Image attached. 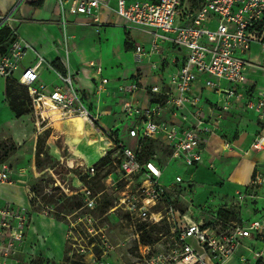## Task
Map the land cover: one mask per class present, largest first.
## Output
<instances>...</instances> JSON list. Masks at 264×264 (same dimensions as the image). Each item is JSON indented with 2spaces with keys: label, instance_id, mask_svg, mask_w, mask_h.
Instances as JSON below:
<instances>
[{
  "label": "built area",
  "instance_id": "built-area-1",
  "mask_svg": "<svg viewBox=\"0 0 264 264\" xmlns=\"http://www.w3.org/2000/svg\"><path fill=\"white\" fill-rule=\"evenodd\" d=\"M15 1L6 13L0 12V29H8L11 38L8 51L0 53V79L4 80L13 77L32 49L18 33L17 25L26 21L18 19L16 14L23 4L40 0ZM55 1L59 8L56 24L65 36L57 48L62 54L60 68H53L59 84L47 85L40 80V60L26 68L19 79V84L28 90L36 125L51 124V118L44 114L46 111L52 115L55 112L53 118L62 123L72 117L84 118L103 133L107 144L98 162L110 156L121 179L127 182L125 196L119 199L116 208L125 206L131 216L137 215L141 222L152 225L160 226L164 219L175 224L171 227V240L142 242L128 238L108 249H122L120 257L130 264H232L235 261L252 264L247 253L256 255L264 264L263 253L242 244L245 239L264 237V218L211 225L193 221L173 207H169L165 216L160 211L153 212L169 199L170 193L177 192V185L192 182L176 173L170 186L162 184L166 168L161 165L162 158L166 157L168 166L187 171L202 165L210 139L219 133L223 119L233 112L236 104H242L246 112L264 120V0ZM107 13L120 22H105ZM69 25L96 31L119 27L129 39L133 32L148 35L151 38L148 49L143 44L132 43L133 61L136 66L149 62L161 77L159 84L142 86L139 71L131 81L110 91L102 63L91 61L82 68L97 77L92 94L95 105L88 102L78 86V72L71 68L66 34ZM254 46L258 48L255 57ZM252 75H259L263 84L258 85ZM201 82L203 88L198 91ZM203 90L211 91L216 100L206 103ZM139 93L144 94L146 104L139 100ZM103 96L115 100L116 115L121 120L108 129L101 122ZM120 124L124 128H119ZM262 141L257 140L253 147L261 149ZM148 143L154 145L153 149L147 148ZM95 170L91 166L87 173L93 175ZM0 184H14L11 167L1 161ZM134 184L137 193L132 194ZM263 185L264 176L258 172L251 187ZM83 194L87 206L93 209L95 197H90L88 190ZM27 195L34 204L36 196L29 187ZM31 212L32 207L0 203V264H20L15 257L21 252ZM48 212L43 210L45 216ZM180 221L186 224L182 226ZM102 242L105 246L108 240L104 237Z\"/></svg>",
  "mask_w": 264,
  "mask_h": 264
},
{
  "label": "rangeland",
  "instance_id": "rangeland-1",
  "mask_svg": "<svg viewBox=\"0 0 264 264\" xmlns=\"http://www.w3.org/2000/svg\"><path fill=\"white\" fill-rule=\"evenodd\" d=\"M9 6L11 3H8ZM46 8L49 18L57 20L59 8L56 2L49 0ZM37 15H39V11L36 8L23 4L16 16L31 20L30 22L33 23L34 17ZM25 24H18L19 29ZM49 28L56 38L55 46L58 48V43L65 41L64 30L60 26H49ZM87 32L70 25L67 27L70 58L80 47V43L91 47L89 39L94 38L96 40L101 39L99 49L106 64L123 63L128 66V59L121 55V49L124 46V31L123 34L114 29L89 31L90 33L87 34L89 39L85 41L81 38ZM33 52L32 49L29 51L26 62L36 59ZM257 54L258 48L254 46L252 56L255 57ZM110 70L114 73V77H124L128 72L122 64L110 68ZM149 82L153 83V80ZM14 90L10 96V101L11 104H14V100H17L15 104L22 107V110L27 113L20 121V125H26L28 135L21 144L16 143L9 136L0 138V159L11 167L14 184L26 189L29 187L36 196L34 204L31 205L28 195H25V205L28 208L32 207V212L29 215L31 226L39 231V234L50 233L48 238H44V241L47 242V248L44 250L45 255L40 250L39 255L34 258L31 253L24 251L22 244L21 252L15 257L16 260L20 261V264H130L129 261L125 260V257H120L122 249L110 251L108 247L119 245L121 242L127 241L128 238L140 239L142 242L171 240V227L175 225L173 222L170 223L164 219L160 226L152 225L153 223L141 222V217L137 215L131 216L129 212L125 211V206L116 208L119 199L125 196L123 193L127 182L121 179L118 167L113 164L110 156L105 159V163L98 164V161L104 156V151L107 150L103 133L89 125L81 128L82 123H78L73 118L64 123L53 118L55 120L51 119L50 125L44 123L39 127L36 125L31 99L26 89L17 86ZM44 114L47 115V113ZM234 116L240 123L258 124L259 122L242 110L236 112ZM110 121L107 119L105 123ZM122 126L124 128L125 125L120 124L119 128ZM259 127L264 133V125L259 124ZM238 134L237 131L234 136L237 137ZM261 135L264 136V134ZM12 148L15 150L11 151ZM38 148H41L43 153L40 155L41 171L36 166ZM155 150L163 153L159 147H155ZM161 165L166 167L161 178L162 184L170 186L176 173L182 174L186 180L192 179V182L177 185V192L175 194L170 193L168 200L153 209L154 213L160 211L165 216L169 207H173L193 221L214 225L217 224V220L222 218V215L232 214L234 217L238 214L239 208L242 210L243 207L257 204L253 198L255 194L253 188H248L245 195L235 198L230 204L226 203V205L222 204L212 208L210 206L205 207L211 185L218 183L217 178L219 176L215 170H210L209 165H200L196 170L189 169L188 171L179 166H168L166 157L162 158ZM91 166H95L96 169L93 175L87 173V169ZM262 174L264 176V173ZM204 184L206 185L204 188L206 192L199 194ZM85 190L91 192L90 197H95L93 209L87 206V198L83 194ZM131 190L130 193H137V186L132 185ZM195 190L199 193L196 194ZM73 197L76 199L67 202L68 198ZM72 201L81 203L82 208L76 211L65 209L59 211V207L67 206ZM242 203L244 205H241ZM226 206H229L228 211ZM44 209L49 211L46 218L41 217L45 216L43 214ZM213 214L214 218L211 222L209 218ZM215 215L218 218H215ZM49 217L67 225L66 241L63 236L65 229L48 220ZM181 221L182 226L186 224V222ZM104 237L108 240L105 242V246L102 242ZM245 255L252 264H257V262L263 264L258 261L256 255L250 253ZM232 264H238V262L235 261Z\"/></svg>",
  "mask_w": 264,
  "mask_h": 264
},
{
  "label": "crops",
  "instance_id": "crops-1",
  "mask_svg": "<svg viewBox=\"0 0 264 264\" xmlns=\"http://www.w3.org/2000/svg\"><path fill=\"white\" fill-rule=\"evenodd\" d=\"M48 1L49 0H44L42 7L37 9L40 16H32L35 18L33 23L30 22L31 20L23 18V20L26 21L24 22L26 24L21 29H19V26L17 25L19 35L24 40L29 42V44L32 46V49L34 51L33 53L36 55V59H31L30 61L26 62V58L29 57V54H27L26 58L20 64L19 69L15 72L11 79H0V138L9 136L12 137L13 140L18 144L23 143L28 135L26 125H20V121L26 115L20 118L16 116L10 101V96L15 91L14 89H16L17 86L22 87L19 84V79L22 72L26 68L36 65V63H38L37 61L40 60V80L47 85L59 84L53 68H57L55 67L56 64H58L59 66L61 65L60 62L62 59V54L56 48V38L49 28V26H59L56 24V20L50 19L49 14H47L48 12L46 5ZM15 2V0H0V12L6 13L11 7L14 6L13 4H15ZM54 2L56 1L54 0ZM8 3H11V6L8 7ZM16 17L18 19H21L19 16ZM104 21L107 23L120 22V20L116 16L110 13L104 15ZM70 26L88 31L86 35H82L81 38L85 41L89 39L87 35L90 33L89 31H96L95 29L83 26ZM110 29L119 30L122 32V34L124 31L119 27H107L100 29L99 31ZM126 37V33L123 34L124 46L121 49V55L128 59V66H125L123 63L106 64L99 49L101 45V39L96 40L94 38L89 39L91 41V47H87L85 46V44L80 43V47L76 49L73 57L70 58L71 68L74 71L78 72V86L88 98V102L92 101V103H94L95 97L92 94L94 92L97 77L93 72L82 70V68L91 61H100L102 63L104 68L103 77L109 79L110 83L108 85V90L110 91H114L119 84H124L131 81L133 77L139 73V71V79L142 86L148 87L159 84L161 77H159L158 73L151 69L150 63L145 62L142 66H136L132 56V43L143 44L148 49L150 46L151 38L148 35L139 32H133L130 35L129 39L130 45L127 46ZM174 54L177 55V52H175ZM154 60H157V58H154ZM130 63H132L133 66L130 65ZM119 64H122L128 71L124 77H114V73L110 70V68H114ZM252 78L258 82V85L263 84V80L259 75H252ZM150 80H153V83H150ZM202 88L203 83L201 82L196 89L199 91L202 90ZM203 91L206 103L208 101L214 102L216 100V95H214L211 91ZM138 97L140 98L139 100L146 104V99L143 93H139ZM241 110L259 121L258 124H251L249 122L240 123L239 121H237L234 115L236 112H239ZM100 111L102 112L101 122L106 129L121 122L119 116L116 115L114 99L103 96ZM107 119H110L111 121L109 123H105V120L107 121ZM259 124L264 125V120H260L256 115L246 112L244 107L240 103L236 104L233 112L223 119L219 133L210 139L204 154V162L202 166L209 165V169L213 171L215 170L219 176L217 178L218 183L212 184L210 187V192L204 205L205 207L210 206L212 208L215 206L219 207V205L222 204L226 205V203L230 204V202H232L235 198L246 194L248 187L252 184L253 178L258 172L264 173V136L261 135L264 133H262V129L261 127H259ZM237 131L239 132V134L236 137L234 136V133H236ZM260 139L263 140L261 149H255L253 145L257 142V140ZM202 187V190H204L206 185L204 184ZM252 188L255 193L253 198L255 199V201H257L255 202L257 204L248 207L242 206L243 209L241 210V208H239L238 214L234 217L232 214L222 215V218L217 220V223L223 222L233 224L241 222L244 223L248 221L253 222L263 219L264 185L261 186L260 189H256V187ZM201 191H199V193L195 190L196 194H202L206 192V190L202 192ZM25 195H27V189L23 186H19L17 184H0V203L11 202L19 206L27 207V205H25ZM241 205H244V203H242ZM226 208L228 211L229 206H226ZM41 217L46 218V216ZM213 218L214 214L211 218H209L211 222L213 221ZM215 218H218V216L215 215ZM47 219L55 224H59L65 229L63 236L66 241L68 229L67 225L50 217ZM38 232L39 231L35 230V228L31 226L30 218V223L26 231L23 248L24 251L31 253L34 258L39 255L40 250L43 252V255H45L44 250H46L47 248V242L44 241V238H48L50 236V233L39 234ZM38 238H40V240H38ZM242 244L245 247L251 246L250 248H252L254 252H257L258 254L263 253L264 257V237L257 240L245 239L242 240ZM259 262L263 263L262 260H259Z\"/></svg>",
  "mask_w": 264,
  "mask_h": 264
},
{
  "label": "trees",
  "instance_id": "trees-1",
  "mask_svg": "<svg viewBox=\"0 0 264 264\" xmlns=\"http://www.w3.org/2000/svg\"><path fill=\"white\" fill-rule=\"evenodd\" d=\"M43 2H44V0H40V1L32 3L30 5L32 7H34V8H36V9H38V8L42 7ZM126 38H127L126 39L127 40L126 41L127 42V46H129L130 45L129 38L128 37H126ZM10 43H11V38H10L9 30L6 29V28L0 29V53H6L8 51L9 46H10ZM54 65H55V63H54ZM55 67L60 68V66L58 64H56ZM23 88H25V87H23ZM26 91L28 93L27 89H26ZM9 95H10V89H9ZM28 95H29V93H28ZM13 103H14V104H12L13 110L15 111V114H16V116L18 118H20V117H22V116L27 114L25 111L22 110V107H20L19 105L17 106L15 104V103H17V100H14ZM146 146H147V148L153 149L154 145L152 143H148ZM14 150H15V148L11 149V151H14ZM41 154H43L42 150H41V148H38L37 154H36V166H37L38 170H40V171L42 169V162L40 160V155ZM0 161L4 162V160H2V159H0ZM103 163H105V159L101 160L100 162H98L99 165L103 164ZM248 188H252L251 185ZM260 188H261L260 186L256 187V189H260ZM72 199L75 200L76 198H74V197L73 198H68L67 202L72 200ZM31 204H33V203H31ZM81 208H82L81 203H77V202L72 201V202H69L67 206L62 205L61 207H59V211H62L64 209L65 210H70V211H76V210H79Z\"/></svg>",
  "mask_w": 264,
  "mask_h": 264
},
{
  "label": "bare ground",
  "instance_id": "bare-ground-1",
  "mask_svg": "<svg viewBox=\"0 0 264 264\" xmlns=\"http://www.w3.org/2000/svg\"><path fill=\"white\" fill-rule=\"evenodd\" d=\"M54 111V110H53ZM52 111V112H53ZM49 111H46V112H44V113H47V115L52 119V120H55V119H53V116L56 114L55 112V114L53 113V115L52 114H50V113H48ZM73 119H75L78 123H82V126H81V128H84L86 125H89V126H91L84 118H81V117H72ZM92 127V126H91ZM93 128V127H92ZM103 157V156H102ZM155 220H158V218L157 217H155Z\"/></svg>",
  "mask_w": 264,
  "mask_h": 264
}]
</instances>
